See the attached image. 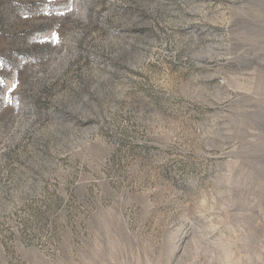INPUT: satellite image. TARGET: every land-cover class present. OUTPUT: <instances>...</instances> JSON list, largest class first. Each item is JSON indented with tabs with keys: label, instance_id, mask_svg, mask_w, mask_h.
Segmentation results:
<instances>
[{
	"label": "rangeland",
	"instance_id": "obj_1",
	"mask_svg": "<svg viewBox=\"0 0 264 264\" xmlns=\"http://www.w3.org/2000/svg\"><path fill=\"white\" fill-rule=\"evenodd\" d=\"M0 264H264V0H0Z\"/></svg>",
	"mask_w": 264,
	"mask_h": 264
},
{
	"label": "snow or ice",
	"instance_id": "obj_2",
	"mask_svg": "<svg viewBox=\"0 0 264 264\" xmlns=\"http://www.w3.org/2000/svg\"><path fill=\"white\" fill-rule=\"evenodd\" d=\"M57 40H58V38H57Z\"/></svg>",
	"mask_w": 264,
	"mask_h": 264
}]
</instances>
